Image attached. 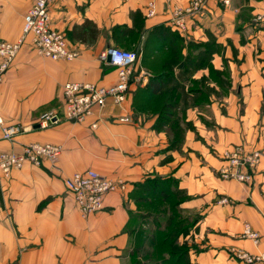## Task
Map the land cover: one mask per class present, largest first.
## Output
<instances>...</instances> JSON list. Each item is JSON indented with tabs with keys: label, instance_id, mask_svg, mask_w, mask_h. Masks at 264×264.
I'll list each match as a JSON object with an SVG mask.
<instances>
[{
	"label": "crops",
	"instance_id": "crops-1",
	"mask_svg": "<svg viewBox=\"0 0 264 264\" xmlns=\"http://www.w3.org/2000/svg\"><path fill=\"white\" fill-rule=\"evenodd\" d=\"M191 1L55 0L49 7L51 29L78 57L51 61L30 43L21 49L0 83V119L24 132L5 141L0 126V154L20 153L31 143L62 151L54 165L26 164L0 176V264H131L133 231L145 213L135 200L137 184L152 178L175 181L184 197L178 210L193 224L179 240L192 264H245L232 249L264 254V0H209L187 19V30L178 31L173 11ZM32 2L0 0V41L18 38ZM130 30L137 32L134 42ZM174 35L183 57L200 55L190 43L213 45L212 57L186 74L185 67L172 66L173 78L163 77L161 92L145 99L151 73L159 71L154 58L169 54L161 40L171 44ZM122 41L139 56L126 101H108L82 123L63 118L39 129L44 112L62 118L66 83H115V69L99 55ZM146 41L155 57L145 65ZM165 101L176 107L158 122L156 108ZM236 146L261 153L251 183L220 176L224 153ZM90 169L124 189L105 195L99 211L82 217L64 180ZM245 225L260 235L257 245L242 236Z\"/></svg>",
	"mask_w": 264,
	"mask_h": 264
},
{
	"label": "built area",
	"instance_id": "built-area-1",
	"mask_svg": "<svg viewBox=\"0 0 264 264\" xmlns=\"http://www.w3.org/2000/svg\"><path fill=\"white\" fill-rule=\"evenodd\" d=\"M55 0H33L23 15L21 31L15 41H0V83L11 68L21 49L30 43L38 56L51 61H73L77 51L70 49L65 37L51 29L49 7ZM209 0H192L184 10L173 11V25L178 31L187 30V19L202 11ZM226 3V1H225ZM153 2L147 5V17L153 15ZM259 19V18H258ZM109 57V62L107 58ZM138 54L119 48H108L99 55V60L116 71V81L109 86L95 83H66L63 86L62 118L55 111L44 112L37 120V127L45 130L58 125L61 120L82 123L95 112L100 111L108 101L114 105L122 104L129 95L133 82ZM2 139L12 142L24 130L18 125H3L0 119ZM91 128H96L92 124ZM61 146L51 143H31L24 145L20 153L5 152L0 154V176L7 178L12 171L22 169L26 164L41 166L44 161L55 164L61 154ZM259 151H247L243 146H236L225 153L226 166L220 170L224 179L238 183H251L252 173L260 161ZM64 185L71 194L82 217L101 209L105 195L124 189L123 185L112 182L95 170L73 173L65 178ZM242 236L259 243L260 235L245 225ZM234 256L245 264H264V254H250L243 250L232 249Z\"/></svg>",
	"mask_w": 264,
	"mask_h": 264
},
{
	"label": "trees",
	"instance_id": "trees-1",
	"mask_svg": "<svg viewBox=\"0 0 264 264\" xmlns=\"http://www.w3.org/2000/svg\"><path fill=\"white\" fill-rule=\"evenodd\" d=\"M128 32L131 36V40L134 41L137 32L134 30ZM161 42L163 45H169V54L167 56L163 58L157 56L156 58L154 56L155 52L148 49L150 47L149 45L147 46L146 41L144 53L140 58L141 63L146 65L147 61L154 56L155 63L153 65L160 64L159 71H153L151 73L152 77L148 89L149 94L145 95V99H147V97H153L152 95L161 92L160 81L163 77H168L169 79L173 78V73L171 71L172 66H177L179 69L185 67V74L196 70L200 66H206L212 57L214 47L213 45L190 43L188 44V49L198 50L200 55H197L196 57H191L190 55L183 57L181 54L183 45L177 35L173 36L171 44L166 40H161ZM160 101H163V99H160ZM175 107V103L170 104L167 101L160 102L156 108L159 114L158 122L169 120L173 115ZM175 137L177 140L180 138V135L176 134ZM137 191L135 198L136 203L139 208H142L145 211V213L139 216L140 224L137 229L133 231L134 243L130 252L131 264H139V261H135V257L140 252L145 253L142 264H192L188 257L190 250L189 247L185 243H180L179 240L180 237L188 232L191 226H186L177 230V226L180 225V222L169 221L165 227V230L167 229V231L164 232V230L160 228L162 221L166 216H164L163 213H155V210L164 208L168 201L172 197H175V195L180 197V199L172 205V208L176 210L178 209V204L184 197L181 191L177 189L176 182L170 179H147L144 182L137 184ZM150 209H153L154 212H151ZM148 224H152V230L149 232L141 230L140 226ZM146 249H148V251H145Z\"/></svg>",
	"mask_w": 264,
	"mask_h": 264
},
{
	"label": "rangeland",
	"instance_id": "rangeland-1",
	"mask_svg": "<svg viewBox=\"0 0 264 264\" xmlns=\"http://www.w3.org/2000/svg\"><path fill=\"white\" fill-rule=\"evenodd\" d=\"M183 10V9H182ZM133 40H131L132 42ZM134 42V41H133ZM119 49H122V50H126V51H133V48L129 47V45L125 42V41H122V44L119 46ZM235 148V147H233ZM232 148V149H233ZM230 149V150H232ZM230 150H227V151H230ZM226 151V152H227ZM225 152V153H226ZM225 153L223 155V158L222 160L225 162V166H226V160H225ZM224 166V167H225ZM223 168V167H222ZM221 168V169H222ZM220 169V170H221ZM219 170V173H221ZM220 176L222 177V175L220 174ZM222 179H224L222 177ZM225 180H229V179H225ZM229 181H234V180H229ZM236 182V181H235ZM243 184V183H241ZM180 199V197L176 196L175 197H172L168 203L165 205L164 208H161V209H157L155 210V213H163L164 216H166V218L162 221V224H161V228L160 229H163L164 232L167 231V229L165 230V227H166V224L169 222V221H173V222H180V225L177 226V230H180L182 229L183 227H186V226H191L193 224V222L191 220H189V218L187 216H185L184 214L181 213V211H179L178 209H174L172 208V205L174 203H176V201H178ZM151 212H154L153 209H150ZM174 217V218H173ZM168 218V219H167ZM186 221V222H185ZM141 230H144L146 232H149L150 230L153 229V226L152 224H148V225H145V226H140ZM182 243V242H180ZM145 251H148V249H146ZM131 252V251H130ZM144 254L145 253H138L137 256L135 257V261H139V264H142L143 263V259H144ZM231 254L232 253V250H231ZM234 256V255H233ZM235 257V256H234ZM236 258V257H235ZM237 259V258H236ZM239 260V259H238ZM241 261V260H240Z\"/></svg>",
	"mask_w": 264,
	"mask_h": 264
},
{
	"label": "water",
	"instance_id": "water-1",
	"mask_svg": "<svg viewBox=\"0 0 264 264\" xmlns=\"http://www.w3.org/2000/svg\"><path fill=\"white\" fill-rule=\"evenodd\" d=\"M109 60H110V59H109V57H108V58H107V62H109Z\"/></svg>",
	"mask_w": 264,
	"mask_h": 264
}]
</instances>
